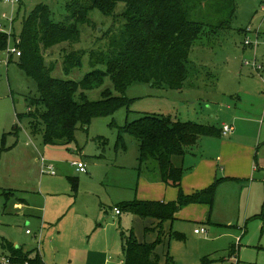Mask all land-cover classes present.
Returning <instances> with one entry per match:
<instances>
[{
  "label": "rangeland",
  "instance_id": "obj_1",
  "mask_svg": "<svg viewBox=\"0 0 264 264\" xmlns=\"http://www.w3.org/2000/svg\"><path fill=\"white\" fill-rule=\"evenodd\" d=\"M67 1H0V29L9 35L8 49L0 51V234L26 251L41 250L47 264H124L123 236L131 231L141 242H155L162 234L156 248L161 264H264V0H235L231 21L207 29L193 44L182 90L134 82L125 92L127 106L94 118L75 139L52 145L42 126L31 133L28 97L39 96L38 86L20 68L19 57L8 52L17 48L24 17L37 4H48L59 20ZM125 10L124 2L112 15L92 9L89 23L80 26L79 42L46 50L47 63H57L53 75L82 80L93 70L89 52L107 51L121 34ZM246 38L253 44L245 45ZM72 50L86 54L68 76L63 61ZM105 89L120 96L110 77L86 96L101 100ZM156 114L219 128L234 125L233 138L203 136L192 153L173 156L184 168V193L215 184L214 201L190 202L164 223L114 210L124 202L179 197L180 188L163 181L156 159L139 162L135 137L125 134L124 145L117 144L119 126ZM77 162H84L87 172H78ZM202 227L207 235L195 232Z\"/></svg>",
  "mask_w": 264,
  "mask_h": 264
},
{
  "label": "trees",
  "instance_id": "obj_2",
  "mask_svg": "<svg viewBox=\"0 0 264 264\" xmlns=\"http://www.w3.org/2000/svg\"><path fill=\"white\" fill-rule=\"evenodd\" d=\"M119 2L126 4L124 29L110 41L107 51L89 52L93 70L80 81L55 77L57 63L48 64L44 52L62 43L79 42L80 26L89 23L90 11L99 9L112 15ZM65 11L63 18L55 20L48 4H37L24 17L16 46L21 51L20 68L36 81L39 91V96L28 97L26 115L34 122L33 132L38 130L36 125L42 126L45 142L52 145L75 139L79 128L88 130L94 118L113 115L127 106L129 99L125 92L134 82L182 90L189 76L188 60L193 44L207 29L224 28L236 12V3L235 0H68ZM8 45L9 35L0 31V51L8 49ZM85 54L83 50H72L64 55L66 75L82 65ZM99 65L105 69L98 68ZM106 77H110L120 96L105 89L101 100H89L86 91L101 86ZM118 129L117 144L124 145L125 134L135 137L139 141V162L156 159L163 181L180 188L176 201L134 200L121 203L120 211L164 223L190 202L213 204L215 184L184 193L181 188L184 168L175 165L173 156L192 153L201 137H220L222 128L156 114L128 121ZM5 140L6 134L3 143ZM260 216L264 219V205ZM175 236L182 237L179 233ZM123 237L124 264H161L156 248L162 242V234L155 242H141L133 231ZM0 249L11 264H46L38 251H25L1 234Z\"/></svg>",
  "mask_w": 264,
  "mask_h": 264
},
{
  "label": "built area",
  "instance_id": "obj_3",
  "mask_svg": "<svg viewBox=\"0 0 264 264\" xmlns=\"http://www.w3.org/2000/svg\"><path fill=\"white\" fill-rule=\"evenodd\" d=\"M0 1H4L6 3H12V4H15V3H18L20 2V0H0ZM4 17H6V15L4 14ZM2 26V25H0ZM1 32H4L6 33L2 28L0 29ZM247 31H250L251 30L249 28H247ZM18 42V41H17ZM253 44L249 38H246L245 40V45H251ZM255 45L257 44V42L254 43ZM7 50V49H6ZM8 53H11V54H16L17 56H20L21 55V51L19 50V48L17 47L16 49H13V51H9ZM1 61V60H0ZM246 64H248V62H246ZM254 67L255 69L260 72L263 70V67L261 65H257L254 63ZM264 82V80H263ZM233 126L232 125H228V124H225L223 127H222V133L227 135L229 133H231L233 131ZM44 161V159H42ZM77 167L80 171L82 172H87V167H86V164L84 162H77ZM48 168H52V166H48ZM115 211L117 214H119L121 211L118 207L115 208ZM195 232L198 233V234H204V235H207L208 232L207 230L202 227V228H196L195 229ZM27 233H31L30 230H27ZM0 263L1 264H11V259L5 255H3L2 253H0Z\"/></svg>",
  "mask_w": 264,
  "mask_h": 264
},
{
  "label": "crops",
  "instance_id": "obj_4",
  "mask_svg": "<svg viewBox=\"0 0 264 264\" xmlns=\"http://www.w3.org/2000/svg\"><path fill=\"white\" fill-rule=\"evenodd\" d=\"M184 85H185V83H184ZM183 88H184V86H183ZM178 119V118H177ZM234 126V125H233ZM234 128V127H233ZM234 131V130H233ZM31 133L32 134H36L35 132H33V129H32V131H31ZM234 133V132H233ZM233 133H231V138H233L234 137V135H233ZM43 135H44V133H43ZM228 136V135H227ZM43 161V160H42ZM43 165H44V167H46L47 166V163H46V161L44 160L43 162ZM74 165H76V167H77V164L76 163H74ZM50 166V165H49ZM77 171L78 172H80V173H84V172H82V171H80L79 169H78V167H77ZM10 190H12L13 191V189H10ZM18 191V190H17ZM116 208V207H115ZM115 208H114V210H115ZM119 209H120V207H118ZM116 212V211H115ZM117 214V213H116ZM122 214V211L118 214V215H121ZM43 232V231H42ZM32 233V232H31ZM31 233H28V234H31ZM43 234V233H42ZM9 240V239H8ZM15 244V243H14ZM16 245V244H15ZM16 246H19V245H16ZM24 249V248H23ZM25 250V249H24ZM26 251V250H25ZM38 251V250H37ZM39 253H40V255L42 256V253H41V250L40 251H38ZM43 258V257H42ZM44 260V259H43ZM45 262V261H44ZM46 263V262H45ZM47 264V263H46Z\"/></svg>",
  "mask_w": 264,
  "mask_h": 264
}]
</instances>
